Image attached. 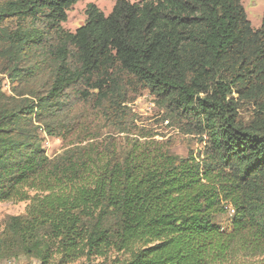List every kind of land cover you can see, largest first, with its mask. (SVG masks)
Returning a JSON list of instances; mask_svg holds the SVG:
<instances>
[{
	"label": "trees",
	"instance_id": "obj_1",
	"mask_svg": "<svg viewBox=\"0 0 264 264\" xmlns=\"http://www.w3.org/2000/svg\"><path fill=\"white\" fill-rule=\"evenodd\" d=\"M78 1L0 0V203H28L0 250L264 264V14L253 29L241 0H116L106 16L88 4L64 31ZM143 91L201 151L127 136L125 104ZM82 105L123 144L91 135ZM39 131L74 139L48 158Z\"/></svg>",
	"mask_w": 264,
	"mask_h": 264
},
{
	"label": "rangeland",
	"instance_id": "obj_2",
	"mask_svg": "<svg viewBox=\"0 0 264 264\" xmlns=\"http://www.w3.org/2000/svg\"><path fill=\"white\" fill-rule=\"evenodd\" d=\"M130 2H140L142 0H128ZM116 0H80L67 11V19L62 23V28L67 32H74L80 27L86 19V6L94 4L105 16L108 15L114 6ZM247 20L253 29H258L262 23L264 14V0H241ZM0 77H3L0 75ZM2 90L9 94L11 92L10 82L7 78H2ZM125 112L127 115L126 129L130 131L127 135L130 139L136 138V134H146L158 143H163L170 153L184 158L190 151L195 154L201 151L202 145L198 139L192 135L183 134L175 126H171L168 121L163 120V114L156 108L152 97L143 91L139 96L132 98L130 102L125 104ZM81 117H90L94 121L84 122L89 129L91 135L108 137L110 135L117 138L120 143L124 139V134H116L108 124L103 113L92 109L91 105H82ZM91 123V124H90ZM85 133H81L80 137H85ZM116 135V136H115ZM42 148L48 158L60 154L65 144L71 142L74 137L70 134H64L62 140L60 137L48 136L39 131ZM120 144H123L121 142ZM27 202H1L0 203V236L5 231V225L9 217L22 216L26 212ZM220 227H226V218L222 217L217 220ZM51 255V254H50ZM112 255L109 254L108 260L104 259H85L80 258L69 264H110ZM0 264H63L58 255H51L45 260L41 259V253L35 251L33 253H25L21 247L0 250Z\"/></svg>",
	"mask_w": 264,
	"mask_h": 264
},
{
	"label": "built area",
	"instance_id": "obj_3",
	"mask_svg": "<svg viewBox=\"0 0 264 264\" xmlns=\"http://www.w3.org/2000/svg\"><path fill=\"white\" fill-rule=\"evenodd\" d=\"M230 215H233L232 211H231Z\"/></svg>",
	"mask_w": 264,
	"mask_h": 264
}]
</instances>
